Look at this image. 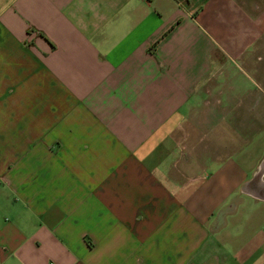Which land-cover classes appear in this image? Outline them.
Instances as JSON below:
<instances>
[{
  "label": "crops",
  "instance_id": "obj_1",
  "mask_svg": "<svg viewBox=\"0 0 264 264\" xmlns=\"http://www.w3.org/2000/svg\"><path fill=\"white\" fill-rule=\"evenodd\" d=\"M263 37L237 0H0V264H254L264 140L185 116Z\"/></svg>",
  "mask_w": 264,
  "mask_h": 264
},
{
  "label": "rangeland",
  "instance_id": "obj_2",
  "mask_svg": "<svg viewBox=\"0 0 264 264\" xmlns=\"http://www.w3.org/2000/svg\"><path fill=\"white\" fill-rule=\"evenodd\" d=\"M237 1L247 10L255 13L264 9V0ZM252 54L255 57H261V59H255V72L252 69L249 70L247 66H237L236 64H224L221 68L222 71L214 70L212 74L204 78L198 87V101L195 106L186 112L185 116L186 125L190 124L188 121L190 119L195 122H201L203 127L202 129L199 128V132L202 134L205 130L207 132L210 129L205 126V120H207V117L211 113L209 108H211L210 105L212 103L219 106V111L222 113L224 112V108H227L228 105L234 103L236 100L244 102L243 108L240 107L239 110H234L233 115H236L238 120L241 119L245 125L242 128L243 132L237 135V141L242 143L245 152H253L252 149H255L256 152L260 151L263 144L259 143L264 140V89L261 90V81L264 83V46L256 48L253 53H250V56ZM249 65H252V61ZM254 102V108L247 111V106ZM250 122H252V127L249 126ZM191 129L193 130H191L193 134L197 133L194 127H191ZM255 216L258 218V222H260L255 227V231L259 233V230H264V212L258 211ZM238 217L241 218L242 215L238 214ZM238 223L241 224L239 220ZM238 223L235 221L228 223L227 230L229 232L233 231L236 225H239ZM240 233L241 236L242 234L245 237L250 236L253 233V227L247 226V229H245L244 226ZM228 250L222 264H240V261L238 262L237 258H235L236 255L234 256L235 251L233 249ZM255 257L254 264H264V250L257 253ZM249 262L245 264H250Z\"/></svg>",
  "mask_w": 264,
  "mask_h": 264
}]
</instances>
